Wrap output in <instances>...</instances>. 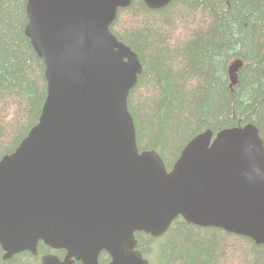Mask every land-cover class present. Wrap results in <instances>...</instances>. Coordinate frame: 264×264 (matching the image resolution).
I'll list each match as a JSON object with an SVG mask.
<instances>
[{"label":"water","instance_id":"water-1","mask_svg":"<svg viewBox=\"0 0 264 264\" xmlns=\"http://www.w3.org/2000/svg\"><path fill=\"white\" fill-rule=\"evenodd\" d=\"M160 9L173 0H142ZM133 0H28L25 33L44 61L38 123L0 160L4 258L43 242L41 264H151L137 232L165 235L183 218L264 245V139L255 124L207 130L172 170L140 151L128 107L143 65L111 31ZM243 61L230 65L232 85Z\"/></svg>","mask_w":264,"mask_h":264},{"label":"trees","instance_id":"trees-1","mask_svg":"<svg viewBox=\"0 0 264 264\" xmlns=\"http://www.w3.org/2000/svg\"><path fill=\"white\" fill-rule=\"evenodd\" d=\"M28 0H0V160L38 123L47 96L45 64L25 33ZM111 31L139 54L143 71L131 90L139 150H156L172 170L197 135L255 124L264 139V0H142L120 9ZM241 59L238 83L230 65ZM151 264H264V245L222 228L178 218L161 237L137 232ZM64 257L40 242L0 264H41ZM111 258L103 251L100 264ZM74 264H81L75 262Z\"/></svg>","mask_w":264,"mask_h":264}]
</instances>
